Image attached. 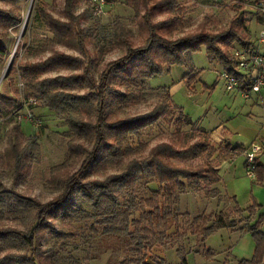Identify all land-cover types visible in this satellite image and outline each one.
<instances>
[{"label":"trees","instance_id":"obj_1","mask_svg":"<svg viewBox=\"0 0 264 264\" xmlns=\"http://www.w3.org/2000/svg\"><path fill=\"white\" fill-rule=\"evenodd\" d=\"M18 1L20 0H0L10 6L0 7V59L8 52L7 41L1 39L4 36L3 29L16 27L22 21L14 8ZM78 1L80 0H64L62 18L52 16L37 3L32 4V16L27 20V28L31 30L36 22L49 32V36L44 39L47 38L45 46H39L41 51L50 50V54L42 60L17 63L16 69L25 79L23 99L21 97L23 101L0 94V118L12 123L0 136V144L4 143V148L0 150V168L2 173L12 171L14 175H21L20 171L26 172L25 169L35 160L39 151L37 135H24L20 122L13 120L18 115L16 109L19 110L23 103L28 104L31 109L32 103L38 102L43 109L64 120L71 135L82 136L90 141L91 147L85 148V156L76 171L64 178L49 180L51 184L59 185L56 186L59 192L48 201L21 196L5 188L0 181V187L3 188L0 192L9 193L13 197V200L9 196L4 198L0 193V219L8 213L23 219L21 223L26 225L25 231L12 227L0 228V251H22L0 256V264H87L84 260L92 256H74L75 250L71 251L66 245L69 239L85 238L76 229L88 224V221L92 231H95L94 223H102L101 232L91 235L93 239L98 235L97 239L105 241L104 250L125 254L116 260V264H149V258L145 260V257L148 253L155 252V248L174 249L180 257L178 264H187L186 256L189 253L202 254L207 262L214 255L204 248V240L221 227L246 230L254 238L255 250L252 257L235 261L234 264H264V232L257 229V223L251 224L249 221L254 207L250 206L247 210L237 207L238 214L242 216L239 219L243 222L241 225H236L234 218L227 219V215L221 211L191 217L188 212L177 210L176 204L183 193L204 189L213 194L217 192V185L211 189L206 186L217 184L220 180V162L215 163L212 156L218 148L205 142H193L174 149L169 143L162 142L152 147L146 157L139 155L122 166L123 159L134 153H141V148L133 146L141 145V131L175 106L166 87L161 88L163 94L149 112L110 118L117 111H124L127 103H137L147 78L160 74L163 63L182 62V53L190 57L201 44H205L209 59L220 62L223 69L234 74L239 80L240 88L246 87L250 78L235 69L233 55V50L237 48L255 47L250 39L251 32L245 14L240 13L227 29L216 34L198 32L170 39L178 17L171 15L169 19L153 22L151 16L154 11L164 8L174 11L175 0H162L161 4H152L143 13L148 33L145 43L133 45L131 31L123 25H117L119 31L111 32V37L113 41L119 39L125 46V51L106 63L95 75L81 56L69 55L52 46L45 50L47 45L52 44L79 49L84 53L86 44L100 49L102 44L98 47V43L105 38L101 35L102 26L96 27L97 24L92 20L90 0H81L85 7L80 14H76V5L73 3ZM256 5L262 25L264 13L261 12L259 0ZM82 21L86 22L85 26H82ZM29 46L32 51L37 52V46L31 45L26 39L17 44L12 63H15L22 48L28 50ZM261 47L264 48V44ZM162 52L167 53L170 58L166 56L163 63L161 60L155 61L153 56L161 55ZM49 68L67 69L71 73L42 76L41 73ZM79 69L80 72H74ZM117 82V86L123 88H116L114 85ZM77 89H83V93H75ZM80 106L86 111L88 119L80 113ZM30 118L38 120L42 125L37 117L31 115ZM187 123L189 122L181 121L172 132V137L180 136L183 124ZM209 137L211 138L210 135ZM226 146L229 150L228 142ZM201 155L207 156V163L202 167L195 165L188 169L174 163L177 158L194 160ZM257 155L254 158V171L259 173L262 163ZM60 166L52 168L56 174ZM108 169L118 171L105 177ZM25 218H28L26 222ZM52 221H56L59 226H54ZM46 236H49L50 244L40 251L41 237ZM17 238L21 241V248L18 249L14 248ZM59 250L63 252V262L59 259ZM133 253L137 256L130 259ZM43 254L45 255L42 256ZM226 262L233 264L234 261L227 259L222 264Z\"/></svg>","mask_w":264,"mask_h":264},{"label":"rangeland","instance_id":"obj_2","mask_svg":"<svg viewBox=\"0 0 264 264\" xmlns=\"http://www.w3.org/2000/svg\"><path fill=\"white\" fill-rule=\"evenodd\" d=\"M256 2L257 0H175L174 11L165 8L161 11H154L151 20L158 22L169 19L171 15L177 16V25L170 38L176 39L183 35L198 32L216 34L227 29L230 23L235 21L237 16L243 12L251 32L250 39L254 46H258V32L262 25L258 18ZM36 3L52 16L58 18L63 17L65 9L64 0H20L15 5V11L20 14L22 21L16 27L3 29L2 34L4 36L1 39L7 41L8 52L5 57L0 59V94L10 96L13 99L22 100L25 87V79L16 69L17 63L42 60L50 54V50L41 51L42 48L39 46L41 44L42 47L45 46L47 38L44 39L47 35L49 36V32L36 22L31 30L27 28V20H30L32 16V4ZM155 3L161 4L162 0H116L107 15L102 17L92 15V20L97 24L96 27L102 26L101 35L105 37L98 43V47L99 44H102L100 49L86 44V52L84 53L79 49L52 44L47 45L45 50L52 46L54 49L69 55L81 56L88 63L91 72L97 75L106 63L118 58L125 51V46L120 43L119 39L113 41L111 37V32L119 31V25H123L131 31V43L133 45L145 43L148 33L143 13L148 10V6ZM73 4L76 5V14H80L85 7L84 1L81 0ZM0 7L9 8L10 6L0 2ZM114 20L117 21L114 22ZM81 24L85 26L86 22L82 21ZM26 39L31 42V45L37 46V52L32 51L31 46L28 50L23 47L15 63H12L17 44ZM260 51L264 52V48H260ZM163 53L165 52L153 56V59L155 61L161 60L163 63L166 56L170 58L167 53H165L166 55ZM182 54L184 57L182 62L163 63V71L160 74L147 78L145 88L141 92L143 99L140 97L139 100H136L137 103L129 102L124 111L119 110L115 115H110V118L115 119L149 112L159 101V96L163 94L161 90L163 87L168 89L172 103L179 109L173 105L174 107L169 108L163 117L144 128L141 131V145H133L141 148V153H134L127 159H123L122 166L127 165L128 161L138 158L139 155L142 158L146 157L152 147L162 142L169 143L174 149H180L193 142H205L216 149L218 148V151L214 152L212 156L215 163L220 162L218 164L220 180L217 184L206 186L211 189L217 185V192L213 194L204 189L203 191L183 193L179 196L176 204L177 210L188 212L191 217L221 211L227 215V219L234 218L236 225H241L243 222L239 219L242 216L238 214L237 207L247 210L248 207L252 206L254 209H252L253 213L249 221L251 224L257 223V229L264 232V87L259 92L249 91V97L242 96V89H226L225 81L220 76L224 69L220 62L209 59L205 44H201L199 49L190 54V57L184 55L185 53ZM80 71L81 69L74 72ZM57 73L69 74L71 71L49 68L41 74L42 76H55ZM117 85L118 82L114 86L123 88V86ZM76 91L75 93L78 94L83 93V89ZM32 104L33 108L30 109L28 104L23 103L19 110L16 109L18 114L16 118L13 119V116L9 118L20 122L24 135H37L39 151L35 160L25 169L26 172L20 171L21 175H14L12 171L2 173L0 168V181L5 188H9L12 192L45 202L59 192V185L51 184L49 180L52 181L55 177V180L64 178L76 171L85 156V148L89 149L91 142L85 137L71 135V131L69 132L64 120L43 109L38 102ZM113 108L114 106L111 107V109ZM79 111L83 117L87 118L86 111L82 106H80ZM181 112L187 117H183ZM29 113L40 119L42 125L38 120H32ZM181 121L189 123L183 124L181 135L174 138L172 132ZM11 124V121L0 118V136ZM206 131L210 134H207ZM226 142L230 144L229 150L226 149ZM254 143L261 146L257 157L262 163V168L259 173L254 171L251 176H248L244 163L245 151H248ZM3 148L4 143H1L0 150ZM206 157V155H201L194 160L177 158L174 159V163L179 167H188V169L195 165L202 167L207 163ZM58 165L61 166L56 174L52 168ZM115 171L118 170L108 169L104 175L106 177ZM0 190L3 188L0 187ZM0 193L4 198L9 196L13 200L9 193ZM23 201L25 202V200ZM27 220L28 218H25V222ZM21 221L23 219L6 213L0 219V228L12 227L25 231L26 225ZM52 222L54 226H59L56 221ZM94 227L95 231L90 230L88 221V224L77 228L76 230L81 234L83 233V236L88 239H69L66 248L71 251L75 250L73 251L74 256L77 255L81 258L92 256V258L84 260V263L87 264H108L109 262L112 264L119 257L125 256L121 252L104 250L105 241H101L100 238L97 239L98 235H94L96 238L93 239L91 235L101 232L102 223H94ZM219 229L208 236L216 233ZM226 229L230 231L228 236L230 246L218 255L228 254L235 261L251 258L255 250V242L251 233L242 229ZM234 234H236L235 238ZM42 237L40 251L47 248L50 242L49 236ZM103 238L109 240L106 237ZM14 245L16 246L14 248H21L19 238L14 241ZM18 251L20 250L0 251V256ZM58 253L60 261L63 262V252L59 250ZM136 256L137 254L133 253L129 258L132 259ZM147 257L149 264H178L180 262V257L174 249L155 248V252L148 253L145 260ZM210 260V264H222L227 259L212 257ZM228 260L231 261L230 258ZM186 261L187 264H204L206 262L203 255L199 253L187 254ZM226 264L229 263L226 262Z\"/></svg>","mask_w":264,"mask_h":264},{"label":"built area","instance_id":"obj_3","mask_svg":"<svg viewBox=\"0 0 264 264\" xmlns=\"http://www.w3.org/2000/svg\"><path fill=\"white\" fill-rule=\"evenodd\" d=\"M115 4V0H90V8L93 15L102 17L107 15ZM261 12L264 13V0H259ZM258 46L253 48H237L233 50L235 56V69L250 78V83L240 88L239 80L234 75L224 69L220 76L225 81V87L228 90L239 88L242 89V96L249 97L248 92H259L264 87V52L260 51L264 44V24L258 32ZM261 150L257 143L251 145L249 150L245 151V167L248 176L254 172V158Z\"/></svg>","mask_w":264,"mask_h":264},{"label":"crops","instance_id":"obj_4","mask_svg":"<svg viewBox=\"0 0 264 264\" xmlns=\"http://www.w3.org/2000/svg\"><path fill=\"white\" fill-rule=\"evenodd\" d=\"M229 233L230 231H228L225 227H222L216 233L210 236H207L206 239L204 240V248L209 249L212 252V254L214 255L213 258H223V259L230 258L235 262V260L228 254L224 256L218 255L224 250L228 249V247L230 246V241L228 239ZM235 237H236V234H234V238ZM210 263H211V260H208L204 264H210Z\"/></svg>","mask_w":264,"mask_h":264},{"label":"water","instance_id":"obj_5","mask_svg":"<svg viewBox=\"0 0 264 264\" xmlns=\"http://www.w3.org/2000/svg\"><path fill=\"white\" fill-rule=\"evenodd\" d=\"M3 77V76H2Z\"/></svg>","mask_w":264,"mask_h":264}]
</instances>
